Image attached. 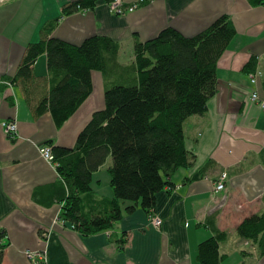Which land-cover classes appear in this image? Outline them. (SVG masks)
<instances>
[{
    "label": "crops",
    "instance_id": "crops-1",
    "mask_svg": "<svg viewBox=\"0 0 264 264\" xmlns=\"http://www.w3.org/2000/svg\"><path fill=\"white\" fill-rule=\"evenodd\" d=\"M74 1L0 4V81L16 73L26 47L38 42L42 27L55 19L50 37L74 45L92 36L108 37L121 44L120 57L130 55L129 61L120 60L122 64L133 59L135 34L147 41L171 27L192 37L228 15L236 35L218 60L217 93L206 113L184 124L186 146L196 158L191 168L174 174V189L156 195L153 213L161 220L158 228L149 224V215L139 207L124 213L113 229L89 237L56 223L61 211L59 177L38 147L47 141L62 148L74 146L91 115L104 108L101 73L91 72V94L60 128L49 113L34 116L20 88L7 85L0 93V229L6 233L2 264H35L26 252L44 255L45 264H198V244L216 232L227 234L219 247L227 255L221 264H231L234 255L236 264H264V256L242 257L243 249H254L236 233L244 219L264 211V112L250 99L256 92L264 101V6L253 7L247 0H154L117 16L107 3L99 2L93 10L61 16L62 7ZM251 57H257L261 72L256 86L244 72ZM34 73L46 77L45 55L36 60ZM10 120L17 127L14 142L2 127ZM208 161L212 166L205 177L186 181ZM100 171L93 175L91 188L112 197L101 184ZM222 173L227 174L224 189L215 192ZM123 235L126 241L119 251L115 240Z\"/></svg>",
    "mask_w": 264,
    "mask_h": 264
},
{
    "label": "trees",
    "instance_id": "trees-1",
    "mask_svg": "<svg viewBox=\"0 0 264 264\" xmlns=\"http://www.w3.org/2000/svg\"><path fill=\"white\" fill-rule=\"evenodd\" d=\"M113 1L77 0L64 5L61 16ZM152 1L142 0L138 5L146 6ZM247 2L253 7L264 6V0ZM57 22L55 19L46 23L39 41L26 47L16 73L1 78L0 93L7 85L19 87L33 115L49 113L60 128L91 94V72L102 74L104 108L91 115L74 146L62 148L54 146L53 141L41 145L51 148V163L59 177L56 188L60 219L81 236L89 237L113 229L124 213L132 214L138 207L148 215L153 213L156 195L174 189V174L193 166L196 157L186 146L184 124L206 113L208 102L217 93L218 60L236 31L230 17L222 15L192 37L171 27L147 41L135 34L133 59L122 64L119 42L92 36L74 45L50 37ZM43 55L47 75L37 77L34 64ZM244 72H258L257 57L248 60ZM262 85L264 88V78ZM5 99L13 103L11 98ZM10 140L14 142L15 138ZM109 157L112 165L107 175L113 195L108 198L98 195L91 182ZM211 166L208 161L186 181L205 177ZM236 233L254 249H243L242 257L264 256V211L244 219ZM4 239L6 233L0 229V264ZM226 240V233L216 232L199 243L197 263L224 262L227 255L219 247ZM125 241L124 235L115 240L119 251Z\"/></svg>",
    "mask_w": 264,
    "mask_h": 264
},
{
    "label": "built area",
    "instance_id": "built-area-1",
    "mask_svg": "<svg viewBox=\"0 0 264 264\" xmlns=\"http://www.w3.org/2000/svg\"><path fill=\"white\" fill-rule=\"evenodd\" d=\"M5 0H0V4L3 3ZM142 2V0H138V2L129 4L128 7H124V2L123 0H114L112 3L108 4L110 11L115 14V15H124L126 13H130L137 9L139 7L138 3ZM261 77V72H256L253 75H249V82L251 85L256 86L258 83L259 78ZM250 99L252 102H257L260 109L264 112V101H261L258 97V94L256 92H253L250 96ZM2 127L4 129L5 134L9 138H15L17 134V127L16 123L12 120L10 121H5L2 124ZM38 151L40 155L42 156L43 159H45L48 162H52L53 157L51 153V148L50 147H38ZM227 179V175L224 173L221 175L219 181L215 185V192L222 191L224 189V182ZM148 221L151 226L154 228H158L161 225V220L156 216V215H150L148 217ZM56 223H59L61 226H65V222L58 218ZM26 256L28 259L34 260V263L37 264L38 262H43L45 260L44 255L40 253H31V252H26Z\"/></svg>",
    "mask_w": 264,
    "mask_h": 264
},
{
    "label": "rangeland",
    "instance_id": "rangeland-1",
    "mask_svg": "<svg viewBox=\"0 0 264 264\" xmlns=\"http://www.w3.org/2000/svg\"><path fill=\"white\" fill-rule=\"evenodd\" d=\"M139 8V7H138ZM117 16H121V15H117ZM120 60L122 61V62H125V61H129L130 60V55H128V54H123L121 57H120ZM262 70H264V64L262 65ZM112 165V160H111V157H109L107 160H106V162H105V164L101 167V173L99 174V177L101 178V184H102V186H103V188L104 189H110L111 190V188H110V186H109V183H108V180H107V178H108V175H107V169L110 167ZM112 191V190H111ZM150 215H154V213H151V214H149V216ZM148 216V217H149ZM150 224V223H149ZM239 261L237 260V258L235 257V255L234 256H232V257H230V263L231 264H236V263H238Z\"/></svg>",
    "mask_w": 264,
    "mask_h": 264
},
{
    "label": "bare ground",
    "instance_id": "bare-ground-1",
    "mask_svg": "<svg viewBox=\"0 0 264 264\" xmlns=\"http://www.w3.org/2000/svg\"><path fill=\"white\" fill-rule=\"evenodd\" d=\"M138 2V1H137ZM53 163V162H52Z\"/></svg>",
    "mask_w": 264,
    "mask_h": 264
}]
</instances>
